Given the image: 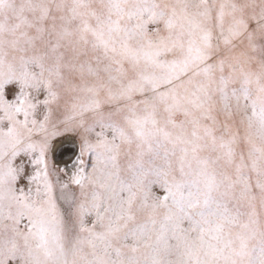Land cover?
Listing matches in <instances>:
<instances>
[{
    "label": "snow or ice",
    "instance_id": "1",
    "mask_svg": "<svg viewBox=\"0 0 264 264\" xmlns=\"http://www.w3.org/2000/svg\"><path fill=\"white\" fill-rule=\"evenodd\" d=\"M0 264H264V0H0Z\"/></svg>",
    "mask_w": 264,
    "mask_h": 264
}]
</instances>
